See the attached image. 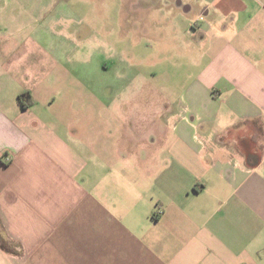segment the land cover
<instances>
[{
    "label": "crops",
    "instance_id": "crops-1",
    "mask_svg": "<svg viewBox=\"0 0 264 264\" xmlns=\"http://www.w3.org/2000/svg\"><path fill=\"white\" fill-rule=\"evenodd\" d=\"M155 3L182 18L166 47L190 61L176 108L154 113L166 131L153 127L150 157L134 121L100 130L87 110L84 137L49 130L35 110L45 81L29 68L46 46L29 45L22 12L16 32L0 27L13 41L0 44V238L14 246L0 264H264V0ZM86 84L79 97L98 99ZM111 134L133 156L102 152Z\"/></svg>",
    "mask_w": 264,
    "mask_h": 264
},
{
    "label": "rangeland",
    "instance_id": "rangeland-1",
    "mask_svg": "<svg viewBox=\"0 0 264 264\" xmlns=\"http://www.w3.org/2000/svg\"><path fill=\"white\" fill-rule=\"evenodd\" d=\"M167 2L162 0V5ZM161 8L155 0H0V27L16 32L22 12V32L29 45L38 41L46 46L42 58L30 55L29 68L31 75L38 72L45 81L37 87L40 105L35 110L49 130L58 127L66 135L68 127H75L76 133L79 127L84 137L85 126L92 125L86 113L91 110L101 113L96 123L100 130L123 121L128 127V120L138 123L142 155H152L160 141L156 130L151 132L153 127L166 131L164 117L154 113L164 111L169 102L170 109L176 108L183 86L175 85L173 79L184 74L190 61L182 46H177L178 57L168 51L169 36L184 23L182 18L173 22ZM189 17H196L195 9ZM191 22L190 29L196 23ZM7 36L0 29V44L13 42ZM184 40L187 45L192 42ZM175 41L171 36V42ZM195 71L189 68V77ZM85 79L93 82V88L88 87L98 99L92 100L89 94L85 99L79 97L78 88L87 85ZM107 84L109 90H105ZM116 91L123 97L119 94L120 99L113 100ZM124 110H134L136 116H113L112 111ZM128 142L111 134L103 141L102 152L109 155L117 150L122 156H133ZM79 151L86 155L84 145H79Z\"/></svg>",
    "mask_w": 264,
    "mask_h": 264
},
{
    "label": "trees",
    "instance_id": "trees-1",
    "mask_svg": "<svg viewBox=\"0 0 264 264\" xmlns=\"http://www.w3.org/2000/svg\"><path fill=\"white\" fill-rule=\"evenodd\" d=\"M19 102H20L21 106L24 109H26V108L30 107L31 105H33L34 100H33L32 95L29 92H26V93L19 95ZM0 246L4 250H8L10 247H14V246L10 245L8 240L3 239V238H0Z\"/></svg>",
    "mask_w": 264,
    "mask_h": 264
},
{
    "label": "built area",
    "instance_id": "built-area-1",
    "mask_svg": "<svg viewBox=\"0 0 264 264\" xmlns=\"http://www.w3.org/2000/svg\"><path fill=\"white\" fill-rule=\"evenodd\" d=\"M160 213H162V210H159V211L157 212V214H160Z\"/></svg>",
    "mask_w": 264,
    "mask_h": 264
}]
</instances>
